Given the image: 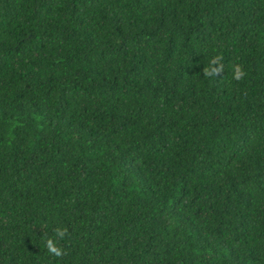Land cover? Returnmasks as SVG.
I'll return each instance as SVG.
<instances>
[{
  "label": "trees",
  "instance_id": "16d2710c",
  "mask_svg": "<svg viewBox=\"0 0 264 264\" xmlns=\"http://www.w3.org/2000/svg\"><path fill=\"white\" fill-rule=\"evenodd\" d=\"M0 264H264V0H0Z\"/></svg>",
  "mask_w": 264,
  "mask_h": 264
},
{
  "label": "clouds",
  "instance_id": "9594fccd",
  "mask_svg": "<svg viewBox=\"0 0 264 264\" xmlns=\"http://www.w3.org/2000/svg\"><path fill=\"white\" fill-rule=\"evenodd\" d=\"M223 57L220 55L212 56L207 65L203 68V75L207 78L218 76L224 70ZM246 72L241 64L234 63L232 65V78L236 81H241L246 76ZM56 239L51 237L46 238L45 248L47 252L57 258L64 255V248L59 245L60 241L70 238L71 233L67 227L57 226L53 229Z\"/></svg>",
  "mask_w": 264,
  "mask_h": 264
}]
</instances>
